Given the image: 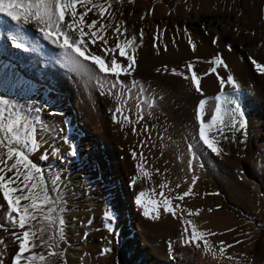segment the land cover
I'll list each match as a JSON object with an SVG mask.
<instances>
[{"label":"rangeland","instance_id":"1","mask_svg":"<svg viewBox=\"0 0 264 264\" xmlns=\"http://www.w3.org/2000/svg\"><path fill=\"white\" fill-rule=\"evenodd\" d=\"M92 2L93 4H104L106 0H92ZM107 2L111 4V7L105 12L102 19L98 15V10L93 8L92 11L88 12L85 20L88 22L99 20L105 26L111 25V27H106L107 35L105 37L109 39V46H114L116 43L112 34L117 24L122 25V32L125 28L127 29L125 33L127 38L135 35L138 45L135 51L136 64L138 56L152 38L158 37L157 41L163 40L165 32L170 31L168 25L162 27L157 16L159 8L167 6L168 3L171 7H169L167 13L174 16L179 15L185 9H188L190 13H194L197 8L205 7L226 13L232 12V21L237 28H230V32L235 37L241 38V40L247 41V39H250L251 45L256 48L254 57L257 62L264 63V0H107ZM77 11L78 13L84 12L85 8L78 5ZM150 17H153V20ZM188 20L189 18L185 23L179 21L174 27L184 49L189 51L187 54L172 59L168 64V72H164L163 65H160L152 69H141L140 73L134 71L131 76L132 78L141 76L143 82L141 84H144L143 86L148 89L145 93L147 96L163 97V99L158 100V103L161 102L158 111L150 116L146 115L145 120L141 121L139 133L141 134V130L143 131L145 125L150 130V139L149 135L143 132L149 142L145 148L147 152L151 153L146 152L147 155L146 150L142 149L141 151L146 157L149 156L153 167L146 165L147 158L143 157L144 171L147 170L150 174L156 172L157 180L161 183L166 177L168 182L163 183L167 187L170 185L168 188L160 189L159 185L161 183L156 181V178L154 182H148L149 184L144 180H142V183L137 182V190L134 192L137 216L134 219H123L119 216L118 219L109 221L105 218V213L109 212L107 208L99 203L91 202L87 197L94 190L92 189L94 188L92 184L94 178L90 176L84 178L81 176L70 177V168H72L70 162L72 163V161L69 158V153L72 152L77 141L81 144V147H79L80 145L74 146L75 152L80 149L82 151V148L86 146V133L81 128L78 120H75L73 122L74 131L70 136L69 134L66 135L63 128L69 127V125L63 127L61 121L56 117L58 113L57 101L51 95L55 92L69 95L72 106L75 102L73 97L74 86L69 82H65L64 77L63 82L61 78L54 86L47 78L37 79L35 76L30 75L27 78L34 84L29 89L24 85L15 84L14 79L20 71V66L14 63V56L11 54L12 48L0 43V95L14 101L30 117L38 118L43 123L44 130L39 134L40 139L43 141L41 149L31 153L30 159L45 173L50 195L62 201L58 213L54 214L59 215L64 220L63 238L58 240L56 249L58 255H49L45 246L37 247L33 249V252L44 254L45 258H50L54 264H142V260L137 259L132 250V244H130L131 241L135 242L134 246L139 244L142 228L146 233L147 243L153 247L163 246L164 253L167 259L170 260L176 251L169 250V238H172L173 235L176 238H181L182 227L179 225L172 233V231H165L161 227L151 226L145 222L150 221L151 218L144 216L143 208L136 203V199L139 193L144 191L146 198L143 203L151 213L152 205L149 201L161 199L158 196L160 191H163L169 198L186 191L187 177L185 172L187 160L191 159L190 153L187 151V144L193 143L197 145L194 150L198 154V159L203 157L200 160L203 166H206L207 171L203 175L197 190L193 191L194 195H190L188 198L196 197L197 200L207 204L208 210L211 209V211H209L208 216L199 215V217H196L197 220L193 218L197 224L193 222L194 220L192 222L194 225L203 227L200 228V231L204 229V231L216 233V235L205 237L213 245L216 256L214 258L210 253L205 252L203 242H201L199 249L194 245H192V249L195 248V254L199 251L208 254L210 258L216 260L214 264H264V177L259 180L252 176V172L247 177L240 172V167L250 147L249 142H251L248 121V113L251 109L246 100V88L241 84V72L237 68L245 61V58L237 62L234 59L233 50H229L227 46L219 47L213 41H209L207 45L202 42L199 43L195 28ZM11 23L15 24V21L11 20ZM33 28L35 29V25H33ZM87 30L85 28V31ZM141 30L144 33L142 44L140 43ZM227 37L230 39V36ZM189 38L196 44L195 51L191 49ZM200 44L203 49L202 53H198ZM238 44H240L239 40L235 43V46ZM46 45L53 53L60 49L49 41H46ZM90 48L93 51L100 52L97 46L90 45ZM127 51L131 52V48ZM106 56L108 60L112 58L110 53ZM115 56L118 61L127 63L125 58L119 56L118 51ZM217 56L229 63L233 71V79L239 87L234 89L231 84H225L222 87L219 79H217V84L212 85L202 96L204 98L217 97L223 93L229 101L234 102L223 104V108L230 110L236 104H239L240 111L243 113V120L246 121L245 127L240 128L238 123L233 126L231 118H226L228 126L224 127L222 132L213 129L210 136H215L218 147L222 149L219 156L210 150H206L202 144L194 139L199 124L196 118V108L202 96L195 99V91L191 88L192 86L186 93L184 88L186 80L182 76L171 73V69L175 68L178 72L186 74L188 63L199 64L205 70L208 61H213ZM241 56H246L245 52ZM60 59L62 65L64 64L66 68L70 67L63 62V53ZM158 68L161 69L160 72H157ZM121 77V80L125 82L129 79L127 76ZM262 78L264 81V75ZM89 84L92 91L95 92H93L95 95L94 107L96 106L101 111L105 119L101 127L106 126L111 143L119 147L118 153H120L119 156H121L124 163L127 178L133 183L136 178L133 171L135 164L132 161L131 147L135 143V137L138 136L137 132H133L135 126L126 124L127 126L123 127L122 124L114 122L113 115L116 107L112 108L111 102L113 99L116 100L115 91L117 90H114L112 95L107 94L106 91L102 95L98 88L93 87L90 82ZM192 89L193 93L190 92ZM217 103L219 102L216 100ZM92 112L90 111V113ZM211 114L212 111L208 113V116H205L206 122L210 119ZM236 119L239 120V117L237 116ZM65 122L68 123L69 120H65ZM63 124L65 123L63 122ZM76 129L77 131L79 129L81 133L77 134L72 142L66 141L73 137L74 132L77 133ZM93 130V125L90 124L88 131L93 132ZM94 132L96 131L94 130ZM94 132L90 135L97 136L98 133L95 134ZM161 136L164 138L161 139ZM81 138L83 139L81 140ZM149 145H151V150H149ZM43 154H47L48 158L43 159ZM256 158H258L256 161L258 163L261 158L258 154ZM157 169H159V173H157ZM9 175L12 174L9 173ZM141 175L143 176L142 172ZM56 177H59V181L55 187H52V181ZM177 184L180 185L179 188L176 187ZM169 188L172 191H169ZM153 189L156 191L153 192ZM107 190L109 194H115L112 187H107ZM258 195L262 197V203L258 200ZM116 200V208L118 209L120 202L119 199L116 198ZM22 203H27V201H22ZM176 203L183 204L184 201L174 200L173 204ZM5 205L6 201L2 199V192H0V223H5L7 211ZM234 207L238 208L240 212H236L233 209ZM160 211H163L162 207ZM139 220L145 222L141 228ZM32 223L37 231V236H39L40 229H44V239H47V233L52 231L48 222L38 216L37 220ZM109 224L112 228L111 231L108 227ZM229 229L232 231H228ZM24 230H28L27 226L23 230L10 227L0 228V239L5 241L4 245H0V253H3L4 264H13V257L18 251V244L12 239L11 233ZM220 241L225 242V245L233 244L234 247H225V252L221 255L219 252ZM236 241H240V243H236ZM35 243L39 245L41 240L36 239ZM228 256H232L233 259H228ZM146 259L147 261L150 260L148 257ZM38 261L40 260L33 262L37 263ZM21 264H27V262L22 260Z\"/></svg>","mask_w":264,"mask_h":264},{"label":"snow or ice","instance_id":"2","mask_svg":"<svg viewBox=\"0 0 264 264\" xmlns=\"http://www.w3.org/2000/svg\"><path fill=\"white\" fill-rule=\"evenodd\" d=\"M78 5L85 8V11L78 13ZM110 7L111 4L107 0L104 4H93L92 0H0V14H5L12 21H15L17 25H35L44 40L63 50V60L66 66L72 67L74 71L87 77L92 86L98 88L102 95L105 94V91L107 94L112 95L114 90H117L115 91L117 100L119 101L121 98L123 100L114 109V122L118 124L139 123L145 119L146 115L150 116L153 114L151 110L158 105V100L163 99V97L145 95L148 89L135 79H132L130 83L121 80V76L131 77L135 71V51L138 46L135 35L127 38L125 36L127 29L125 28L122 32V25L117 24L112 34L116 43L114 46H109V39L105 37L107 35L106 27H111V25L105 26L99 20H91L90 22L85 20L88 12L92 11L93 8L98 10V15L102 19ZM85 28L88 30L85 31ZM143 35V30H141V44ZM11 39L17 41L18 37L13 35ZM157 39L158 37H154L153 47L159 54L160 45L155 43ZM218 39V37H215L213 43H216ZM189 44L191 49L195 51L196 44L190 38ZM90 45L97 46L100 49L99 54L92 51ZM14 46L18 50L28 51V47L24 42H16ZM129 48H131V52L127 51ZM163 50H168L167 45H163ZM229 50H231L230 46ZM117 51L120 57L127 60L126 64L117 60L115 56ZM108 53L112 54L110 60L106 56ZM85 61H90L92 65H95V68H90ZM212 63L227 67L219 56ZM251 63L258 73H264V63H258L255 59H252ZM186 69L188 74L178 72L175 68L171 69V73L190 81L195 91L203 95L201 89L202 77L195 70L194 63H188ZM160 71L161 69L158 68L157 72ZM163 71L168 72L167 65L163 66ZM211 71L216 73V67H212ZM217 76L222 87L225 84H231L234 89H238L239 86L231 75L224 78L217 73ZM129 100L134 103L129 105ZM216 100L219 103L214 105L210 119L207 122L205 120V116L208 115V110L206 109L207 101L204 99L199 101L196 108V118L199 124L197 135L194 139L202 144L206 150H210L219 156L222 153V149L218 147V141L215 136H210L213 129H216L217 132H222L223 128L228 126L226 118H231L233 126L238 123L240 128L245 127L246 121L243 120V113L240 111L239 104H236L230 110L223 108L222 105L225 103H234L229 101L223 93L217 96ZM143 105H147L148 111L145 110ZM125 111H127V115ZM133 112L135 113L134 118L131 115ZM237 116L239 120L236 119ZM43 130L44 125L38 118L30 117L14 101L0 95V192H2V199L6 201L4 207L7 210L5 223H0V228L10 227L23 230L27 226L28 229L11 233L12 239L18 244V251L13 257V264H21L22 260L26 261L27 264H33L35 260L44 261L47 264L45 255L35 253L33 249L45 246L49 255H58L56 251L58 240L63 238L64 220L59 215H54L58 213L62 201L50 195L45 173L30 159L31 153L41 149L43 141L40 139L39 134ZM136 131L133 128V132L135 133ZM143 131L149 135L150 139L149 128L144 126ZM163 138L161 136V139ZM146 143L142 142L140 147L143 148ZM196 146L193 143L187 144V151L191 156V159L187 160L190 171H194L193 161L198 162V154L194 150ZM72 154L75 155L74 147ZM132 157L133 159L137 158L135 151L132 152ZM140 157L141 162L137 164V168L143 173L144 177L150 178V174L144 171L143 152L140 153ZM42 158L47 159L48 155L43 154ZM200 167H203V164ZM156 171L159 173V169ZM9 173L12 175H9ZM197 179V176H192L193 185ZM58 181L59 177H56L52 181V187H55ZM133 183H135V180H133ZM165 187H167L165 183L159 185L160 189ZM176 187L179 188L180 185L177 184ZM152 191L155 192L156 190L153 189ZM169 191L172 190L170 189ZM145 195L146 193L141 191L136 199V203L143 208L145 217L153 220L159 219L160 208L162 207L165 214H171L174 219L180 220L182 224L181 243L187 246L194 245L199 249L201 242H203L205 252L210 253L215 258L216 252L213 250V245L205 237L216 235V233L199 231L193 225L192 220L185 218V213L187 215H199L202 209H196L193 213L191 209L182 207L181 203L173 204L174 200L183 202L185 197L194 195L191 186L187 191L171 198L166 196L163 191H160L158 196L161 199L149 201L152 205L151 213L149 208L144 206L142 198ZM22 201H27V203H22ZM38 216L46 220L52 228V231L47 233V239H44V229H40L39 236H37V231L32 222L37 220ZM105 218L111 221L114 216L111 212H106ZM108 227L111 231L110 224ZM228 231L232 230L229 229ZM36 239H40L41 244H36ZM174 243L169 241L170 251L173 250ZM236 243H240V241H236ZM4 244L5 241L0 239V245ZM225 247L231 248L234 245H225V242L220 241L219 252L221 255L224 254ZM26 253L27 255H25ZM227 258L233 259L232 256ZM0 264H4L3 253H0Z\"/></svg>","mask_w":264,"mask_h":264},{"label":"bare ground","instance_id":"3","mask_svg":"<svg viewBox=\"0 0 264 264\" xmlns=\"http://www.w3.org/2000/svg\"><path fill=\"white\" fill-rule=\"evenodd\" d=\"M168 4L167 6L159 8L157 14L162 27L164 25H168L170 27V31L165 32V38L163 40L155 41V43L160 45L159 54H157V50L153 47L154 38H152L149 44H147V46L138 56L137 64L135 65V72L140 73L141 69H152L155 66L158 67L160 65H167L168 67L169 62H171L172 59L182 57L189 52L184 49L183 44L178 39L177 32L174 30L175 25L179 21L185 23L188 18L195 28L196 38L198 39L199 43L202 42L204 43V45H207L209 41H213L215 37H218L219 39L216 41V45L219 47L227 46L228 49L230 46L231 50H233L234 52V59H236L237 62H239L240 59L245 58V61L242 62L241 65H238L237 68L238 71L241 72V84L244 88H246V100L251 109L248 113L251 142H249L250 147L245 160L240 167V172L245 177H247V175H250L252 172V176H254L255 179H262L264 177V164H262L264 163V81L262 78L264 73H258L251 63L252 59L256 60V58L254 57L256 52L255 46L251 45L250 39H247V41L241 40V38L235 37L230 32V28H237L236 24L232 21V12L226 13L205 7L197 8L194 13H190L188 9H185L182 10L179 15L174 16L173 14L168 15L167 12L169 11V7H171L170 3ZM152 18L153 17H150V19ZM13 35H16L18 37L17 41H13L11 39ZM227 36H230V39H228ZM238 40L242 45L238 44L237 46H235V43ZM16 42H24L28 47V51L16 49L14 46ZM0 43L12 48L11 54L14 56V63L20 66V71L18 72V74H16L14 79L15 84L24 85L29 89L34 84V82H30L27 78V76L30 75L35 76L37 79L47 78L52 82V85L54 86L57 85L61 78L63 82L64 77L65 82H69L74 86L73 97L75 102L72 106L70 104L69 95H62L61 93L57 92L51 95V97L54 98L55 101H57L56 108L58 109V113L56 114V117L59 121H61V125L63 127L64 125H69V127L63 128L65 129L66 135L69 134L70 136L74 131L73 122H75V120H78L81 128L86 133V146L82 148V151L81 149L78 150L77 152H75V155H73L72 152L69 153V158L72 161V163L70 162V165L72 167L70 168V177H93L94 182L92 184L94 185V188L92 189L94 190H92L91 193H89L87 196L91 200V202L99 203L100 205L107 208V210L112 213L115 220L118 219L119 216L123 219H134V217L137 216L134 200V192L137 190V182L142 183V180H144L147 183H151L152 181L154 182L155 178L156 181H158L156 172H151L152 174L149 173L150 178H148L142 176L141 171L137 168V164L141 162V150H146L145 147H147L149 143L147 138H145L146 135L144 136V132L141 130V134L139 133L141 129V121L139 123L131 124L135 126V129L137 130L136 132L138 134V136L135 137L134 145L131 147L132 152L135 151L137 153V158L132 160L135 164V169L133 171L136 180L135 183H131L127 178L122 158L121 156H119V147L111 143V139L108 138L109 132L107 131L106 126L101 127L102 122L105 119L103 118L101 111L96 106L94 107L95 92L92 91V88H90L88 78L83 76L79 72L74 71L72 67L66 68L64 64L62 65L60 57H62L63 50L59 49L57 52H50V49L46 45V40L43 39L42 35L39 33L36 27L35 29L33 28V24L25 26L17 25L16 22L15 24H12L11 18L7 17L5 14H0ZM163 45H167V51L163 50ZM202 50L203 49L200 44V50L198 51V53H202ZM243 52H245L246 56H241ZM97 54H99V52H97ZM221 59L223 60L224 64L227 65V67L218 66L211 63L212 61H208L205 70H203V68L199 66V64H195V70L197 71L198 75L202 77L201 89L203 93L207 92V90L212 85L217 84V73L220 77H227L229 75L233 77V71L231 70L229 63L225 62L223 58ZM90 63V61L86 62V64H88L90 68L94 69L95 65H92ZM215 66L218 71L216 73H213L211 69ZM186 74H188L187 71ZM140 77L141 76H137L135 78L127 77L129 79L128 81H126V83H130L132 79H135L136 81H139L141 83L142 80ZM74 80H76L77 82H75ZM191 86L192 85L190 81L186 80L184 83L186 93L188 92V90L193 88ZM193 89L190 92L193 93ZM194 96L195 99H199V97L202 95L195 91ZM203 96L201 99L207 101L206 109L209 113L216 104V96L205 98ZM122 100V98L119 101L117 100V98L116 100L113 99L111 102L112 108L117 107L118 104L122 103ZM133 103L134 102L132 100L128 101L129 105H132ZM160 103H158V105L151 110L152 113L158 111L159 107L161 106ZM223 106L224 105H222V107ZM143 107L146 111H148L147 105H143ZM90 111L93 112L90 113ZM125 114H128L127 111H125ZM131 115L133 116V118L135 117L134 112ZM65 120H69V122L67 123L65 122ZM63 122L65 124H63ZM90 124L93 125L94 130L98 133L97 136L90 135V133L93 134L94 132V130L93 132L88 131V126ZM122 125L123 127L127 126L126 124ZM98 126H100L101 128H99ZM96 132L94 133L96 134ZM79 133H81V131L78 129L77 133L74 132V134L72 135L73 137H68L71 139L66 141L72 142L73 138H75L77 134L79 135ZM82 137L84 138V136ZM83 138H81V140ZM142 142H147L146 146H144L143 148L140 147ZM77 145H80L79 147H81V144L78 143V141L74 144V146ZM148 147L150 148L149 150H151V145H149ZM146 152L147 150L145 151V153ZM147 153L150 154L151 152ZM257 154L261 158L258 160V163L256 162L258 159L256 158ZM145 157L146 155H144V158ZM146 158V165L148 164L153 167L149 156H147ZM200 159H203V157ZM200 159H198V162L193 161L194 171H190L187 165L185 172L187 177L186 191L190 186L192 187V191H196L199 183H201L203 175L206 174L207 168L206 166L200 167V165L202 164ZM193 175L198 177L194 185L192 184L191 180ZM163 182H168L166 177L165 179H163L162 183ZM109 186L115 190L114 195L108 193L107 187ZM116 198L119 199L120 202V206L118 207V209L116 208ZM145 198L146 197L142 198V200L144 201ZM257 198L260 203H262V197L258 195ZM181 205L182 207L191 209L193 213L196 209H202L199 215H209L207 204L203 203L201 200H197L196 197H193L192 199L185 197L184 203ZM199 215H187V213H185V218L193 221L197 216L199 217ZM145 222H147L151 226L161 227L165 229V231H172V233L177 229L179 225L182 227L179 219H174L171 214H165L164 210L160 211L159 219H150V221ZM145 222L143 220H139L140 228ZM193 222L196 223L195 220ZM196 224L195 226L200 231V228L203 227L197 226ZM202 231H204V229ZM146 237V233L141 228L139 244H136V246H134L135 242H130V244H132L131 247H133L132 250L134 254H136L135 256L138 260H142V264H214V262L216 261L202 251H199L195 254V248L192 249V246H187L181 243L182 236L181 238H176V236L174 235L172 236V238H169V241L175 242L173 250L176 251V253L173 254L170 261L167 259V256L164 253L165 250H163V246L153 247L151 244L149 245L146 241ZM146 257L150 258V260L147 261Z\"/></svg>","mask_w":264,"mask_h":264},{"label":"trees","instance_id":"4","mask_svg":"<svg viewBox=\"0 0 264 264\" xmlns=\"http://www.w3.org/2000/svg\"><path fill=\"white\" fill-rule=\"evenodd\" d=\"M236 212H240V210L236 207L233 208ZM46 262L47 264H54L53 260H51L50 258H46ZM33 264H45L44 261H38L37 263H34Z\"/></svg>","mask_w":264,"mask_h":264}]
</instances>
